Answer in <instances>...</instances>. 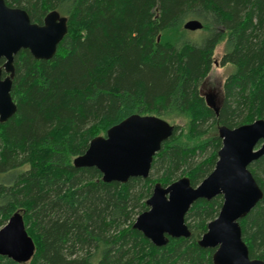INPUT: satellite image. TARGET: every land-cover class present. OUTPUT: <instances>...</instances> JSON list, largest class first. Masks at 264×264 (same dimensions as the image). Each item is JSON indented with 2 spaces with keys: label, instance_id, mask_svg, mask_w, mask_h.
Listing matches in <instances>:
<instances>
[{
  "label": "trees",
  "instance_id": "16d2710c",
  "mask_svg": "<svg viewBox=\"0 0 264 264\" xmlns=\"http://www.w3.org/2000/svg\"><path fill=\"white\" fill-rule=\"evenodd\" d=\"M5 2L39 24L57 10L69 30L50 60L28 49L15 56L17 112L0 122V228L21 211L36 250L26 263L0 256V264H214V249L198 240L218 216L222 195L197 200L185 216L191 236L165 246L133 225L155 183L187 175L197 186L212 172L221 126L264 119V0ZM191 19L203 27L185 29ZM225 38L221 64L232 71L215 108L199 88ZM135 113L186 119L188 140L213 134L192 144L175 125L149 176L126 183L73 165L94 137ZM199 152L208 155L196 161ZM249 169L264 192V156ZM239 222L250 257L264 261V197Z\"/></svg>",
  "mask_w": 264,
  "mask_h": 264
},
{
  "label": "water",
  "instance_id": "95a60500",
  "mask_svg": "<svg viewBox=\"0 0 264 264\" xmlns=\"http://www.w3.org/2000/svg\"><path fill=\"white\" fill-rule=\"evenodd\" d=\"M203 24L191 19L188 30H199ZM68 18L57 10L50 11L42 24L33 22L22 8L10 7L0 0V122L5 123L17 112L11 94L15 75L14 60L22 49L36 59H52L68 34ZM5 73V75H3ZM175 125L157 115L132 114L111 126L105 135L94 137L85 153L77 156L75 167H96L104 182L126 183L130 178H147L153 159ZM222 146L212 172L197 186L183 176L167 186L157 182L147 199L148 209L136 219L133 227L154 245L165 246L170 238H188L192 232L185 221L191 206L199 199L223 196L218 216L207 225L198 240L202 248H212L214 264H264L251 258L242 236L240 219L263 199L264 192L249 166L264 156V119L235 128L221 126ZM36 244L28 233L21 211L13 213L0 228V256L18 263L30 261Z\"/></svg>",
  "mask_w": 264,
  "mask_h": 264
},
{
  "label": "rangeland",
  "instance_id": "374dc122",
  "mask_svg": "<svg viewBox=\"0 0 264 264\" xmlns=\"http://www.w3.org/2000/svg\"><path fill=\"white\" fill-rule=\"evenodd\" d=\"M226 42H227V39L225 38L215 48V50L213 52L214 62L212 64L211 70L208 73L207 77L201 82L200 88H199L200 93L204 96L206 102L209 105L214 106L215 108H218L223 101L224 83H225L227 76L232 71V66L230 64H225V65L221 64V59H222V56H223L224 51H225ZM187 122L188 121L184 118H177V119L171 121V123L173 125L180 126L178 133L181 134L182 138L184 140H186L188 143L194 144V143H197L199 141L210 138V136H212L213 132L211 131V133H209L206 136L195 138V139L190 138L188 140V138H187V136H188V124H187ZM215 133L218 134L217 129L215 130ZM207 153L199 152L198 156L196 157V161L204 160L208 155ZM156 176L157 175H155L154 177L156 178ZM183 176H187V175H183ZM183 176L181 175L179 178H181ZM179 178H177L176 180H178ZM176 180H174V181H176ZM140 214H138L137 217ZM137 217H136V219H137ZM136 219H135V221H136Z\"/></svg>",
  "mask_w": 264,
  "mask_h": 264
}]
</instances>
